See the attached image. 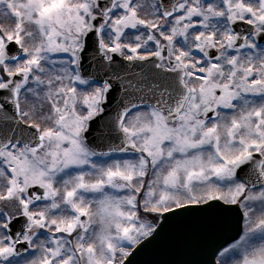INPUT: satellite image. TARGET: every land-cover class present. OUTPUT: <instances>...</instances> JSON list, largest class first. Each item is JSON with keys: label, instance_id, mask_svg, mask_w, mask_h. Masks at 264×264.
Listing matches in <instances>:
<instances>
[{"label": "snow or ice", "instance_id": "snow-or-ice-1", "mask_svg": "<svg viewBox=\"0 0 264 264\" xmlns=\"http://www.w3.org/2000/svg\"><path fill=\"white\" fill-rule=\"evenodd\" d=\"M164 242L264 264V0H0V264Z\"/></svg>", "mask_w": 264, "mask_h": 264}, {"label": "water", "instance_id": "water-1", "mask_svg": "<svg viewBox=\"0 0 264 264\" xmlns=\"http://www.w3.org/2000/svg\"><path fill=\"white\" fill-rule=\"evenodd\" d=\"M232 233H222L218 236V241L223 242ZM205 258L203 251L186 249L173 242H164L150 248L143 257L141 264H168V262L181 260H202Z\"/></svg>", "mask_w": 264, "mask_h": 264}]
</instances>
